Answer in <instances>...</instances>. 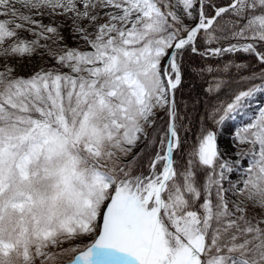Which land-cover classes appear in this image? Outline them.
<instances>
[{
  "label": "snow or ice",
  "instance_id": "snow-or-ice-1",
  "mask_svg": "<svg viewBox=\"0 0 264 264\" xmlns=\"http://www.w3.org/2000/svg\"><path fill=\"white\" fill-rule=\"evenodd\" d=\"M0 264H264V0H0Z\"/></svg>",
  "mask_w": 264,
  "mask_h": 264
},
{
  "label": "trees",
  "instance_id": "trees-1",
  "mask_svg": "<svg viewBox=\"0 0 264 264\" xmlns=\"http://www.w3.org/2000/svg\"><path fill=\"white\" fill-rule=\"evenodd\" d=\"M186 91H187V89H186Z\"/></svg>",
  "mask_w": 264,
  "mask_h": 264
}]
</instances>
